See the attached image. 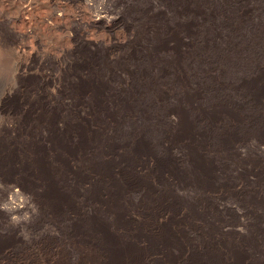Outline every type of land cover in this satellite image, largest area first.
<instances>
[{
  "label": "rangeland",
  "instance_id": "obj_1",
  "mask_svg": "<svg viewBox=\"0 0 264 264\" xmlns=\"http://www.w3.org/2000/svg\"><path fill=\"white\" fill-rule=\"evenodd\" d=\"M0 264H264V0H0Z\"/></svg>",
  "mask_w": 264,
  "mask_h": 264
},
{
  "label": "bare ground",
  "instance_id": "obj_2",
  "mask_svg": "<svg viewBox=\"0 0 264 264\" xmlns=\"http://www.w3.org/2000/svg\"><path fill=\"white\" fill-rule=\"evenodd\" d=\"M16 193V192H15Z\"/></svg>",
  "mask_w": 264,
  "mask_h": 264
}]
</instances>
